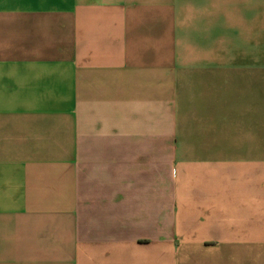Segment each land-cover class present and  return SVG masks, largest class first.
<instances>
[{"label":"crops","instance_id":"1","mask_svg":"<svg viewBox=\"0 0 264 264\" xmlns=\"http://www.w3.org/2000/svg\"><path fill=\"white\" fill-rule=\"evenodd\" d=\"M0 264H264V0H0Z\"/></svg>","mask_w":264,"mask_h":264}]
</instances>
